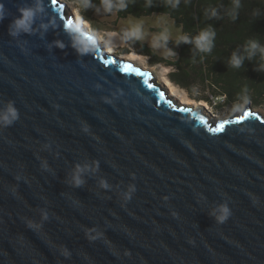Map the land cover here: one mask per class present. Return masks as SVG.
Segmentation results:
<instances>
[{
    "label": "water",
    "instance_id": "obj_1",
    "mask_svg": "<svg viewBox=\"0 0 264 264\" xmlns=\"http://www.w3.org/2000/svg\"><path fill=\"white\" fill-rule=\"evenodd\" d=\"M33 3L0 0V105L19 111L0 127V264H264L263 115L179 102L84 25L91 51L77 52L64 0L11 36Z\"/></svg>",
    "mask_w": 264,
    "mask_h": 264
},
{
    "label": "trees",
    "instance_id": "obj_2",
    "mask_svg": "<svg viewBox=\"0 0 264 264\" xmlns=\"http://www.w3.org/2000/svg\"><path fill=\"white\" fill-rule=\"evenodd\" d=\"M100 0H94L99 4ZM232 0H180L177 8H171L166 0H152V6L146 7V0H128L125 10L113 11L115 19L129 17L141 18L153 14H165L173 23L181 28L182 35L196 36L202 29L212 25L215 30L214 46L210 52L201 53L193 45L181 43L174 48L175 60L167 65L172 66L168 77L175 84L191 90V84L200 83L209 90L210 95L204 96L206 102L217 109L227 104H235L244 97L251 100L264 99V71H257L261 63L257 53L251 60L245 58L240 68H232L228 59L233 51L243 54L242 46L249 39H258L264 44V0H241V7L235 20L227 15ZM218 9L217 18H208L205 9ZM259 15H254V12ZM91 26L100 30L124 32L104 26L97 19V13L89 8L80 13ZM181 35V36H182ZM139 46L137 51L149 56L152 63H161L163 60L149 50L138 39L127 40ZM220 96V97H219ZM217 97V100L214 98ZM221 99V100H219Z\"/></svg>",
    "mask_w": 264,
    "mask_h": 264
},
{
    "label": "clouds",
    "instance_id": "obj_3",
    "mask_svg": "<svg viewBox=\"0 0 264 264\" xmlns=\"http://www.w3.org/2000/svg\"><path fill=\"white\" fill-rule=\"evenodd\" d=\"M167 4L175 9L179 6L180 0H166ZM128 6V0H100L99 4H95L94 0H74V12L77 13L75 17V22L71 20V23L66 22L65 31H67L72 38V47L79 53H86L91 51V44L87 47L85 42L87 40L85 32L83 30L84 17L79 13L82 10H87L89 8L94 9L97 14L112 13L115 11L125 10ZM152 6V0H146V7ZM241 7V0H232L231 8L227 11V15L235 20L238 16V11ZM19 16L14 18L9 26V34L13 37L18 36L21 33H30L33 31V24L36 20L38 14L44 12V0H34L33 5L27 7H21L18 9ZM218 9L215 7L205 9V15L208 18H217ZM254 15H259L258 10L254 12ZM4 18L3 4H0V21ZM51 23V22H50ZM54 26V24H53ZM48 23H41L40 28L45 31L48 29ZM215 30L212 25H208L205 29H202L196 36L189 37L187 35H182L175 41L176 45L181 43H188L193 45V47L201 52H210L214 46ZM125 40L132 39H142L143 33L140 27H136L131 31H125L123 34ZM169 37L167 34H161L155 37L151 43L153 48H167V42ZM56 45L60 48L64 47V44L57 40ZM243 54L238 51H233L228 59V64L232 68H240L243 65L245 58L251 60L257 53L260 54L261 63L257 66V71H264V44H261L258 39H249L242 46ZM171 55H177L174 50L168 49ZM127 67V66H126ZM247 97H244L243 103H247ZM240 105H237V109ZM19 119V111L16 108L14 102L7 101L3 105H0V127H10L14 122ZM87 166H81L77 164L72 175V183L75 186H80L83 184L82 173ZM103 187H108L107 183H103ZM136 191L134 185H129L127 191L124 193L126 200H130L132 194ZM212 215L218 223H224L231 215V210L227 202H222L216 205L215 208L209 213ZM43 219L47 220L48 216L45 213Z\"/></svg>",
    "mask_w": 264,
    "mask_h": 264
},
{
    "label": "rangeland",
    "instance_id": "obj_4",
    "mask_svg": "<svg viewBox=\"0 0 264 264\" xmlns=\"http://www.w3.org/2000/svg\"><path fill=\"white\" fill-rule=\"evenodd\" d=\"M64 1L67 3L68 13H71L76 17L77 13L74 12V0ZM97 19L104 26H109L122 32L131 31L136 27H140L141 32L143 33V38L138 40L144 43L149 48V50H151L154 56L161 58L163 60L161 63H152L150 61L152 59L149 58V56L141 54L137 51L139 46L135 45V43H128L127 40L123 38V35H121L119 32L96 29L88 22L87 24H84V26L88 30L94 32L98 36V38L104 42L105 48L108 45L112 46L113 53L131 59L137 64L149 70L153 77L159 83L163 84V86L167 88L168 92L171 95L174 96V94L178 93V95H182L183 97H185L184 99L188 98V102H193L195 106L197 104H201L204 110L206 109V113H208L212 118L222 119L231 117L239 113L240 110H243L246 105H249L255 111L261 113L264 117V99H258L254 101L248 98V102L245 104L243 103V98L242 100L238 101V103L227 104L217 109L215 106H211L210 103L206 102L204 99H201L204 96L210 95V93L209 90L206 87L202 86L200 83H192L191 90L187 92L185 89L181 88L169 79L168 74L173 70V67L167 65V63L175 60L176 56L171 55L168 52V49L174 50V48H176L175 41L182 35V32L181 28L176 26L167 15L153 14L152 16L141 18L129 17L123 20L115 19V16L112 13L101 12L97 15ZM161 34H167L169 37L167 48L157 49L151 47V43L154 38L160 36ZM171 89L173 90L171 91ZM214 99L217 100V97H215ZM237 105H240L238 109ZM211 121L214 120L211 119Z\"/></svg>",
    "mask_w": 264,
    "mask_h": 264
},
{
    "label": "snow or ice",
    "instance_id": "obj_5",
    "mask_svg": "<svg viewBox=\"0 0 264 264\" xmlns=\"http://www.w3.org/2000/svg\"><path fill=\"white\" fill-rule=\"evenodd\" d=\"M51 3L53 6L57 5L58 4V0H51ZM62 7V6H61ZM69 23H71V20H68ZM233 121H223L221 122L217 127L215 128H210V131H216V132H219V131H222L224 126L228 123H231Z\"/></svg>",
    "mask_w": 264,
    "mask_h": 264
},
{
    "label": "bare ground",
    "instance_id": "obj_6",
    "mask_svg": "<svg viewBox=\"0 0 264 264\" xmlns=\"http://www.w3.org/2000/svg\"><path fill=\"white\" fill-rule=\"evenodd\" d=\"M84 24H87V21H85L84 20ZM106 49H107V52H113V47L112 46H107L106 47ZM124 57V56H123ZM126 58V57H125ZM127 59V58H126ZM129 60H131V59H129ZM173 89H171V91H172ZM175 92V91H174ZM177 95V96H176ZM174 96H176V99L178 98V100H180L179 102H187L186 104H193V102H191L190 101V103L188 102V98L187 99H184L185 97H183L182 95H178V93L177 94H174Z\"/></svg>",
    "mask_w": 264,
    "mask_h": 264
}]
</instances>
